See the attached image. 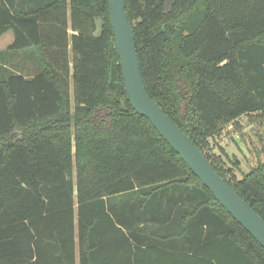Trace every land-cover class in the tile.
<instances>
[{
	"label": "trees",
	"instance_id": "obj_1",
	"mask_svg": "<svg viewBox=\"0 0 264 264\" xmlns=\"http://www.w3.org/2000/svg\"><path fill=\"white\" fill-rule=\"evenodd\" d=\"M165 1L125 0L145 88L264 219V161L237 177L211 150L239 117L264 121V0ZM7 31L0 264H264L132 108L109 0H0Z\"/></svg>",
	"mask_w": 264,
	"mask_h": 264
},
{
	"label": "water",
	"instance_id": "obj_2",
	"mask_svg": "<svg viewBox=\"0 0 264 264\" xmlns=\"http://www.w3.org/2000/svg\"><path fill=\"white\" fill-rule=\"evenodd\" d=\"M175 1H165V12L172 10ZM125 6V0H109V16L115 46L120 59L125 92L132 108L150 121L219 204L264 248V219L218 174L194 141L148 94Z\"/></svg>",
	"mask_w": 264,
	"mask_h": 264
},
{
	"label": "rangeland",
	"instance_id": "obj_3",
	"mask_svg": "<svg viewBox=\"0 0 264 264\" xmlns=\"http://www.w3.org/2000/svg\"><path fill=\"white\" fill-rule=\"evenodd\" d=\"M12 37L11 31L3 34L0 48L8 44ZM251 122L243 115L236 124L227 125L219 136L211 140L212 152L220 154L225 165L231 166L237 177L256 166L258 160L264 161V121L255 118Z\"/></svg>",
	"mask_w": 264,
	"mask_h": 264
},
{
	"label": "crops",
	"instance_id": "obj_4",
	"mask_svg": "<svg viewBox=\"0 0 264 264\" xmlns=\"http://www.w3.org/2000/svg\"><path fill=\"white\" fill-rule=\"evenodd\" d=\"M4 34H5V33H4ZM2 35H3V34H2ZM2 35H1V36H2ZM1 36H0V37H1ZM12 38H13V37H12ZM11 41H12V40H11ZM11 41H10V42H11ZM10 42H9V43H10ZM9 43H8V44H9ZM8 44H6L4 47L0 48V50L4 49ZM165 194H167V192H165ZM159 203H160L162 206H164V205H166L168 202H159ZM173 213H174V211H173ZM154 214H156V213H154ZM165 216H166V217H165ZM165 216H162V215H158V214H157V217H158V218L161 217V218L159 219L160 222H161V220H162L163 218H167V219H168L169 216H168V215H165ZM156 223H157V222H154V224H156ZM162 232H163V230L161 231V233H162ZM162 234H163V233H162Z\"/></svg>",
	"mask_w": 264,
	"mask_h": 264
}]
</instances>
